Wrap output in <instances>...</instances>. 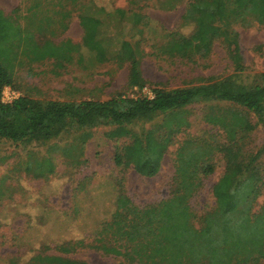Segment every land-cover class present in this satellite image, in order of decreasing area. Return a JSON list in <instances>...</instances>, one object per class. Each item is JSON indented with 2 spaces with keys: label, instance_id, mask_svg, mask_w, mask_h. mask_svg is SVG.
<instances>
[{
  "label": "rangeland",
  "instance_id": "rangeland-1",
  "mask_svg": "<svg viewBox=\"0 0 264 264\" xmlns=\"http://www.w3.org/2000/svg\"><path fill=\"white\" fill-rule=\"evenodd\" d=\"M36 1L0 0V7L12 13L21 6L20 18L26 25L25 16L29 12L32 15L28 8ZM57 1L42 0L41 8L57 10ZM89 1H95L93 12L103 18L96 7L105 5L145 14L144 33L138 35L129 21L108 19L104 25L107 34L112 35L108 59L95 64L83 44L84 29L79 16L84 3ZM188 1L180 0L175 8L167 10L159 0H63L65 7L72 9L69 29L54 36L51 32L36 31L37 37H52L55 41L69 38L81 51L73 53L72 61L47 58L32 63L19 53L23 62L15 67L11 86L20 95L40 100L82 101L119 95L152 98L149 91L154 93L157 87L180 90L224 79L245 88L262 85L264 25H246L241 19L235 20L230 28L237 31V41L215 38L208 52L189 50L171 55L162 50L171 39L169 34L179 38L194 32L193 25H182ZM57 24L54 22L53 26ZM123 38L139 46L137 56L148 87L146 92L131 87L130 60L120 64L113 57ZM80 57L83 60L78 61ZM216 107L242 108L228 101L193 100L182 108L189 124L176 132L172 131L176 122H168L172 115L167 112L122 127L112 123H72L60 136L40 142L3 139L0 264H143L128 255L106 254L97 246L99 231L113 218L121 192L142 205L161 202L171 196L174 187L186 185L192 192L190 203L195 225L199 226L202 215L216 205L213 188L226 169V160L218 147L229 143L227 134L205 119ZM249 117L255 128L245 137L243 151L256 153L264 145V126L254 113H249ZM207 150L212 154L215 170L204 175L196 170V164ZM125 151L126 157L118 165L116 153ZM259 161L263 179L254 210L264 205V153ZM49 162L55 165L53 173H49ZM155 165V172L150 174Z\"/></svg>",
  "mask_w": 264,
  "mask_h": 264
},
{
  "label": "trees",
  "instance_id": "trees-1",
  "mask_svg": "<svg viewBox=\"0 0 264 264\" xmlns=\"http://www.w3.org/2000/svg\"><path fill=\"white\" fill-rule=\"evenodd\" d=\"M159 1L162 8L170 10L180 0ZM57 2L60 6L55 10L42 9V0L36 1L28 8L32 15L29 12L25 16L28 19L26 25L20 18L21 6L14 8L12 13L0 7V142L3 139L46 141L60 136L72 123L78 126L112 123L122 127L167 112L172 115L168 122H176V128L172 130L176 132L189 124L182 108L193 100L235 103L242 108L216 107L205 116L208 123L225 130L229 143L218 147L226 160V169L213 188L216 205L202 215L200 225H195L190 203L192 192L186 185L174 187L171 196L161 202L142 205L121 192L116 199L113 218L99 231L100 244L97 246L106 254L128 255L143 264H261L264 261V205L254 210L253 203L263 179L259 159L264 153V145L256 153H244L243 141L255 128L249 113H254L264 126V83L245 88L231 79H224L180 90L157 87L153 89V98L119 95L106 100L59 101L21 95L12 102H4L3 88L14 85V69L23 62L19 53L32 63L47 58L57 62L72 61L73 53L81 51L80 46L69 38L55 41L52 37H37L36 31L51 32L54 36L69 29L72 9L66 8L63 0ZM84 4L86 8H81L79 15L84 29L83 44L90 50L95 64L108 59L112 38L104 29L108 19L129 21L138 35L144 33L142 25L147 16L139 11L111 9L105 5L96 7L97 12L103 13V18L93 12L95 1ZM239 19L246 25H264V0H189L182 15V25H193L194 32L189 37L179 38L169 34L171 39L162 50L171 55L185 54L189 50L208 52L215 38L236 42L237 31L230 26ZM54 22L58 24L53 26ZM138 48L123 38L113 57L120 64L130 60L131 87L142 90L146 80L137 56L140 54ZM81 59L83 57L78 61ZM124 156L126 151L116 153L118 165L123 163ZM212 160L209 150L205 151L196 170L204 175L213 173L215 163ZM154 168L157 165L150 174L155 172ZM54 170L55 165L49 162V173Z\"/></svg>",
  "mask_w": 264,
  "mask_h": 264
},
{
  "label": "built area",
  "instance_id": "built-area-1",
  "mask_svg": "<svg viewBox=\"0 0 264 264\" xmlns=\"http://www.w3.org/2000/svg\"><path fill=\"white\" fill-rule=\"evenodd\" d=\"M143 91H148V87L145 86L143 88ZM150 93V96H152V98L154 97V93L152 91H149ZM20 93L14 89L11 85H6L4 88H3V92H2V100L4 102H12L14 101L15 99H17L18 97H20Z\"/></svg>",
  "mask_w": 264,
  "mask_h": 264
}]
</instances>
